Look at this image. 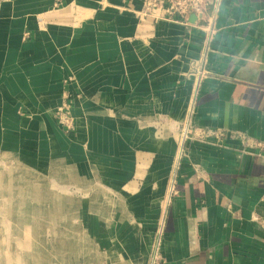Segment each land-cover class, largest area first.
<instances>
[{
    "label": "crops",
    "instance_id": "crops-1",
    "mask_svg": "<svg viewBox=\"0 0 264 264\" xmlns=\"http://www.w3.org/2000/svg\"><path fill=\"white\" fill-rule=\"evenodd\" d=\"M141 6L0 0V219L24 221L1 228L29 236L1 239L0 264H41L19 253L69 202L116 237L108 264H264V152L183 137L264 142V0H219L209 22Z\"/></svg>",
    "mask_w": 264,
    "mask_h": 264
},
{
    "label": "rangeland",
    "instance_id": "rangeland-1",
    "mask_svg": "<svg viewBox=\"0 0 264 264\" xmlns=\"http://www.w3.org/2000/svg\"><path fill=\"white\" fill-rule=\"evenodd\" d=\"M74 129L75 125L72 130ZM7 206L9 205H5V208ZM61 207L67 209V211L64 209L61 212ZM76 210L79 211L76 212ZM4 214L6 216L8 212H4ZM50 216H52L50 224L48 220L44 222L37 221L34 224V227L39 230L46 231V235L44 238L42 237L44 240L39 237H31L41 239V241H45V244L41 242L40 251L19 253L23 254L22 259L31 260V257L35 256L40 260L36 263L41 264H108L106 258L107 248L110 241L116 237L104 233L106 230L99 227V221L88 219L86 204L75 205L69 202L67 208L65 205H60V203L53 204ZM18 223L21 225L24 221L8 218L0 219V242L1 239H4L5 244H11L14 238H16V242H19V239H29V236L19 237L17 235L12 236V234L4 236L2 234V226L8 229H17ZM1 254L2 252H0ZM5 254L9 257L11 253Z\"/></svg>",
    "mask_w": 264,
    "mask_h": 264
},
{
    "label": "built area",
    "instance_id": "built-area-1",
    "mask_svg": "<svg viewBox=\"0 0 264 264\" xmlns=\"http://www.w3.org/2000/svg\"><path fill=\"white\" fill-rule=\"evenodd\" d=\"M141 2V8L136 10V14L139 17L152 16L155 19L180 20L187 23L191 15L197 16L201 21L205 19L207 22L211 21L212 15H209L210 10L211 8L217 9L219 0H141ZM212 31L213 29L207 28V32L212 33ZM190 110L192 111V109ZM58 118L67 131H71L74 128V119L63 107H60L58 110ZM183 137L184 140L190 137L215 142L239 138L245 146L264 152L263 141L248 137L241 132L225 129L190 127L188 123ZM152 264H165L158 254V249L154 253Z\"/></svg>",
    "mask_w": 264,
    "mask_h": 264
},
{
    "label": "water",
    "instance_id": "water-1",
    "mask_svg": "<svg viewBox=\"0 0 264 264\" xmlns=\"http://www.w3.org/2000/svg\"><path fill=\"white\" fill-rule=\"evenodd\" d=\"M183 144H184V141H183ZM182 148H183V146H182ZM181 152H182V149H181Z\"/></svg>",
    "mask_w": 264,
    "mask_h": 264
}]
</instances>
